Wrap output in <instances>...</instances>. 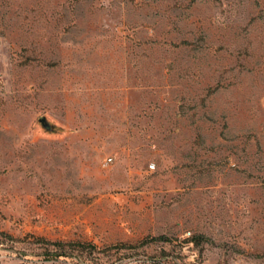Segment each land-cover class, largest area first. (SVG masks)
Returning <instances> with one entry per match:
<instances>
[{
    "label": "rangeland",
    "instance_id": "obj_1",
    "mask_svg": "<svg viewBox=\"0 0 264 264\" xmlns=\"http://www.w3.org/2000/svg\"><path fill=\"white\" fill-rule=\"evenodd\" d=\"M0 264H264V0H0Z\"/></svg>",
    "mask_w": 264,
    "mask_h": 264
},
{
    "label": "trees",
    "instance_id": "obj_2",
    "mask_svg": "<svg viewBox=\"0 0 264 264\" xmlns=\"http://www.w3.org/2000/svg\"><path fill=\"white\" fill-rule=\"evenodd\" d=\"M161 238L162 237H158V239H161ZM40 241L44 242L47 245H51V244L55 245L62 251L64 250L65 247L72 248V250L80 251V253H83V252L92 253L94 250H96V245H94L92 243H86V242L63 243V242H51V241H47L44 239H40Z\"/></svg>",
    "mask_w": 264,
    "mask_h": 264
},
{
    "label": "built area",
    "instance_id": "obj_3",
    "mask_svg": "<svg viewBox=\"0 0 264 264\" xmlns=\"http://www.w3.org/2000/svg\"><path fill=\"white\" fill-rule=\"evenodd\" d=\"M107 161H108V162H110V161H111V159L109 158Z\"/></svg>",
    "mask_w": 264,
    "mask_h": 264
},
{
    "label": "water",
    "instance_id": "obj_4",
    "mask_svg": "<svg viewBox=\"0 0 264 264\" xmlns=\"http://www.w3.org/2000/svg\"><path fill=\"white\" fill-rule=\"evenodd\" d=\"M41 122H43V119H41Z\"/></svg>",
    "mask_w": 264,
    "mask_h": 264
}]
</instances>
